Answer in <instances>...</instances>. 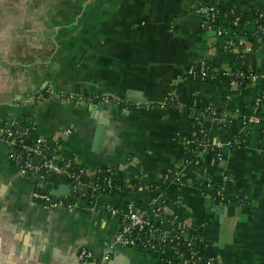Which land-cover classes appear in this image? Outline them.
I'll list each match as a JSON object with an SVG mask.
<instances>
[{
    "label": "crops",
    "instance_id": "0c3cea01",
    "mask_svg": "<svg viewBox=\"0 0 264 264\" xmlns=\"http://www.w3.org/2000/svg\"><path fill=\"white\" fill-rule=\"evenodd\" d=\"M260 12L264 0H0V264H81V248L107 255L106 264H162L168 252L116 241L130 204L167 236L197 230L200 251L219 264H264ZM201 59L213 73L248 78L234 87L187 76ZM193 99L224 120L199 116ZM21 135L30 161L39 156L33 164L53 161L37 178L63 195L48 208L32 198L33 174L18 172ZM202 141L219 150L217 164ZM99 168L111 170L112 189L94 203H62L72 175L91 185ZM164 174L172 179L162 186ZM223 176L229 204L214 202L207 186Z\"/></svg>",
    "mask_w": 264,
    "mask_h": 264
},
{
    "label": "built area",
    "instance_id": "2783aa9c",
    "mask_svg": "<svg viewBox=\"0 0 264 264\" xmlns=\"http://www.w3.org/2000/svg\"><path fill=\"white\" fill-rule=\"evenodd\" d=\"M207 13H208V20L210 22H214L216 19V12L213 7L204 6ZM263 12H260L258 14V24H257V31H261L263 29V25L261 23V19L263 16ZM224 31L219 29L218 35L223 36ZM228 43L231 44L232 40L228 39ZM209 66L207 64V61L205 59L197 60L195 63H191L186 67V75L189 76L192 79L197 80H204L206 77L214 78L213 73H208ZM222 75H226L230 77L229 84L234 87L242 86V79L248 78V76L245 77L244 72L241 70L238 71H225L222 72ZM115 104H118V100H112ZM197 101L195 99L192 100V104L195 105ZM196 113L200 115H206L208 117H211L218 122H222L224 120V116L219 113L216 108L211 104H205L204 108L196 109L194 110ZM13 123H10L8 128L5 130L6 139L10 142H14V133L11 130V126ZM203 143V141H202ZM203 146L206 147V143H203ZM36 152H40L41 149L38 146L35 150ZM34 152V151H33ZM14 153V160L16 161L18 165V172L20 175L25 174H35L34 178H36L34 191L32 193L33 199H39L41 202L39 204L43 205L44 207L48 208L51 206L49 203L51 199V195L48 193V191L44 190V187L42 185V181L39 176L42 170H46L48 168H51L53 165V161L44 158L43 161L39 165H35L30 161V154H27L26 156L22 157L20 153H17L16 151ZM212 163L215 164L216 159H211ZM106 171L109 173V176L106 177L105 183L107 186L112 185V172L110 169H106ZM169 174H164L161 177V182L163 181H169L172 179ZM72 180H74L75 175H72ZM173 179L179 180V177L177 174L173 176ZM227 177L223 176L220 180H218L216 183H207L208 187L212 188L211 193V199L214 202L220 203V204H229L233 202V198L227 194ZM84 185H81L78 182H72L71 183V195L74 197L84 196ZM157 212L160 211V208L157 207L155 209ZM185 227L183 226L180 230V232H183ZM143 232V235H139L137 233ZM168 237L162 229L158 225L150 224L147 221L146 218V209L143 207H139L136 205L130 204L125 212L124 215V223L122 224L120 230L116 234V241L123 247H130V248H137V249H148L150 247H158L161 248V242L165 240V238ZM192 243V240L191 242ZM178 247L174 246L169 250L168 257H171L173 255V252H177ZM78 258L81 264L86 263H92V264H106L107 255H104L101 259H94L92 256V253L86 249L81 248L78 251ZM213 260V257L209 258L204 264H211V261ZM177 263L179 261H183L184 264H200L198 262V259H193L192 255L189 253H182L181 255H178L176 257Z\"/></svg>",
    "mask_w": 264,
    "mask_h": 264
},
{
    "label": "trees",
    "instance_id": "16d2710c",
    "mask_svg": "<svg viewBox=\"0 0 264 264\" xmlns=\"http://www.w3.org/2000/svg\"><path fill=\"white\" fill-rule=\"evenodd\" d=\"M226 45V44H225ZM188 66V65H187ZM243 71V70H242ZM244 75L245 77L248 76L249 74H247L245 71ZM208 73H213L209 67L208 69ZM215 75V77L217 76L218 78H222L226 81L230 80V77L226 76V75H222V73H213ZM209 77H206L204 80H209ZM247 78L242 79V84H244L246 82ZM48 92H46V90L44 89L42 92H40V96H48ZM84 100L89 101L88 97H82ZM98 99H100L98 97ZM98 99H93L92 101H97ZM119 103L117 105L121 106L124 101L123 100H118ZM173 102V99L168 98L165 101V105ZM190 107H192V109L196 110V109H203L204 105L200 104L198 101L195 105L192 104V100L189 103ZM216 108V110H218L217 106H214ZM26 139H25V135H21L20 137H17L16 139V144L13 145V148L17 150L18 153H20L22 155V157H24L26 155V150L23 148V145L25 144ZM203 143L205 144L206 141H203ZM203 143H200L202 146V150L207 149V151L210 154L211 159H216L215 163L217 164V155L219 153V150L217 148L214 147H210L209 145H207L206 143V147L204 148ZM200 148V147H199ZM201 149V148H200ZM107 168H99L97 171V175H96V181L91 184V185H86L84 186V196H79V198L82 199H86L88 200L90 203H94L97 201V198L99 195L108 192L110 189H112L114 187V182L112 181V185L111 186H107L105 183V179L107 176H109V173L106 171ZM113 179V176H112ZM72 182H77V180L74 178V180H72ZM167 181H162L161 185H165L167 184ZM134 188H136L135 186H133ZM131 188V187H130ZM129 187H125L123 188V191L126 192V190H128ZM73 195H70L68 197H66L65 199L62 200L63 204H69L70 202H72L73 200ZM34 201L36 203L41 202L39 199H34ZM239 202V201H238ZM142 207V206H140ZM145 208V207H143ZM139 235H143V232H139L137 233ZM192 240V243H190ZM204 241L201 240L200 234L198 233L197 230H189L188 233L184 234L183 232L179 233L178 235H172V236H168L165 238V240L163 242H161V248L162 250L166 251L169 253V250L174 247L177 246L178 250L177 252H173V255L171 257H165L162 261V264H177L176 261V257L178 255H181L182 253H189V255H192L193 259H198V262L200 264H204L209 258H211V256H207L205 255L203 252L200 251V248L204 246ZM211 264H219L217 262L216 259L213 258V260L211 261Z\"/></svg>",
    "mask_w": 264,
    "mask_h": 264
},
{
    "label": "water",
    "instance_id": "95a60500",
    "mask_svg": "<svg viewBox=\"0 0 264 264\" xmlns=\"http://www.w3.org/2000/svg\"><path fill=\"white\" fill-rule=\"evenodd\" d=\"M128 101H132V100H128ZM36 157V156H35ZM39 156H37V158L36 159H33L32 158V162H34L35 164H38V158ZM41 175H44V173L43 172H41L40 173ZM29 174L27 173V174H25V176H28ZM35 176V174H33V177ZM45 190L46 191H49V193H50V195H51V199H50V201H49V203H47V204H53L56 200H59L60 198H63V195H60V196H58V197H56V193H54V192H52L51 190H50V185L49 184H47L46 185V187H45ZM57 198V199H56ZM45 252L46 253H44V251H42V253H41V258L43 259L44 258V256L46 257L47 256V254H48V249H46L45 250ZM86 264H92V263H86Z\"/></svg>",
    "mask_w": 264,
    "mask_h": 264
}]
</instances>
